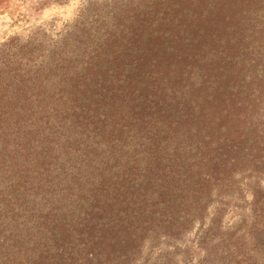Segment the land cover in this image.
<instances>
[{
	"label": "trees",
	"instance_id": "1",
	"mask_svg": "<svg viewBox=\"0 0 264 264\" xmlns=\"http://www.w3.org/2000/svg\"><path fill=\"white\" fill-rule=\"evenodd\" d=\"M212 9L86 0L57 38L0 42V264H181L215 230Z\"/></svg>",
	"mask_w": 264,
	"mask_h": 264
},
{
	"label": "rangeland",
	"instance_id": "2",
	"mask_svg": "<svg viewBox=\"0 0 264 264\" xmlns=\"http://www.w3.org/2000/svg\"><path fill=\"white\" fill-rule=\"evenodd\" d=\"M212 1L200 68L215 94V230H187L181 264H264V0ZM85 2L0 0V42L40 28L57 38Z\"/></svg>",
	"mask_w": 264,
	"mask_h": 264
}]
</instances>
